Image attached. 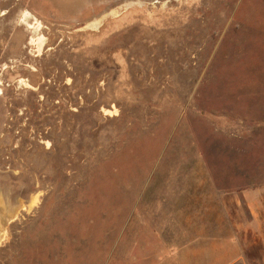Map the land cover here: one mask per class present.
<instances>
[{
  "label": "rangeland",
  "instance_id": "374dc122",
  "mask_svg": "<svg viewBox=\"0 0 264 264\" xmlns=\"http://www.w3.org/2000/svg\"><path fill=\"white\" fill-rule=\"evenodd\" d=\"M262 185L264 0H0V264L152 263Z\"/></svg>",
  "mask_w": 264,
  "mask_h": 264
},
{
  "label": "crops",
  "instance_id": "0c3cea01",
  "mask_svg": "<svg viewBox=\"0 0 264 264\" xmlns=\"http://www.w3.org/2000/svg\"><path fill=\"white\" fill-rule=\"evenodd\" d=\"M220 197L224 212L211 208L201 220L209 232L189 243L155 247L146 264H264V185Z\"/></svg>",
  "mask_w": 264,
  "mask_h": 264
}]
</instances>
